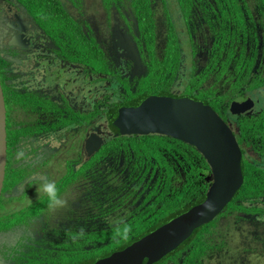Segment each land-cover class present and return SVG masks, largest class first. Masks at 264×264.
I'll return each mask as SVG.
<instances>
[{
    "label": "flooded vegetation",
    "instance_id": "1",
    "mask_svg": "<svg viewBox=\"0 0 264 264\" xmlns=\"http://www.w3.org/2000/svg\"><path fill=\"white\" fill-rule=\"evenodd\" d=\"M34 3L35 0H0V85L6 131V165L0 205L8 204L10 208L3 211L15 216L36 212L27 222L22 221L24 215L19 220L14 219L21 224L11 221L0 225L3 228L0 232V264H18L15 257L37 253L41 245L35 241L42 242L41 234L49 224L56 228L61 223L66 230L76 227L77 234L80 229L85 234L84 229L90 226V214L82 215L80 210L77 198L81 192L80 177L65 190L59 189V180L69 171L76 173L92 157L86 149L92 133L101 138V148L112 138H117V129L110 124V119L120 111L137 108L149 97L187 98L181 96L182 79L188 76L187 68L192 67L193 62L200 64L206 59V52L195 51L186 32L178 31L180 63L177 76L170 84L169 73H166L163 86L167 93L146 95L145 84L138 87V82L144 83L142 78L155 73V61L160 64L163 58L166 60L173 54L164 48L165 31H154L155 42L150 47L145 37L128 28L119 16L113 26H96L91 13L84 10L86 0H40L32 6ZM57 6L69 19L87 23L88 31L78 32L88 41L83 44L84 49L91 53L93 47L101 53L104 66L101 72L92 71L88 58L81 61L74 57L75 45L69 38L63 40L62 31L65 30L61 25L45 24L56 16ZM191 41L194 43L195 39ZM257 54L252 73L264 75L261 45ZM250 92L230 103L242 104L249 100L248 111L233 115L234 119L219 117L235 137L241 151V164L244 157L257 159L251 149L239 144L236 135L240 127L234 123L236 118L255 116L259 112L264 86L258 92ZM254 93L260 98H253ZM139 96L142 100H138ZM94 110L101 113L92 115ZM228 112L230 114V106ZM240 167L243 176L242 165ZM210 177L209 170L206 176L208 188ZM88 188L89 181L86 180L83 194ZM64 195L73 196L74 200L72 205L68 202L66 212H59L57 206ZM246 207L248 213H227L224 218L210 221L215 226L212 228L211 225V234L206 235L207 246L200 251L196 264H264V196L260 203ZM54 212L60 213L59 218H54ZM231 231L234 232L231 237L240 232L246 238L244 245L239 246L244 248L238 252L242 256L230 254ZM55 233L57 231L46 235V240L57 238ZM227 256L229 258L225 259ZM160 261L156 264H161ZM166 264L174 263L169 260Z\"/></svg>",
    "mask_w": 264,
    "mask_h": 264
},
{
    "label": "trees",
    "instance_id": "2",
    "mask_svg": "<svg viewBox=\"0 0 264 264\" xmlns=\"http://www.w3.org/2000/svg\"><path fill=\"white\" fill-rule=\"evenodd\" d=\"M100 4L108 13L115 11L128 28L139 31L148 46L154 45L157 25L153 0H100ZM161 4L165 13L164 48L173 54L166 60L163 58L160 64L155 61V73L142 78L144 83L139 81L138 87L145 84L146 95L167 93L163 82L166 73H169L170 84L177 76L178 31H185L192 48L205 51L206 59L200 64L193 62L194 65L187 68L181 96L209 106L219 117L234 119L228 112L230 103L264 86V75L252 73L258 46L264 51V0H161ZM56 8V16L54 12L55 17L45 24L61 25L65 30L63 40L69 38L75 45L74 57L81 61L88 58L92 71L101 72L104 68L101 53L93 47L91 53L84 49L83 44L88 41L78 32L88 31L87 23L69 19L58 6ZM200 37L204 43H199ZM203 45L206 48L203 49ZM256 96L254 93L253 98ZM138 100L142 98L139 96ZM263 104L264 97H261L255 116L235 119L234 123L240 127L236 135L239 144L251 149L257 159L243 158V184L223 212L220 214L221 210L212 220L224 218L227 213H248L246 205L260 203L264 196ZM100 113L95 111L92 115ZM208 173L209 167L197 150L179 140L158 135L112 138L76 173L69 171L59 180V189L65 190L80 177L81 192L77 195L80 210L82 215L90 214V226L84 229L86 233L80 229L77 234L76 227L66 230L61 223L56 228L54 224L44 225L47 227L41 234L42 242L35 241L41 245L38 252L28 253L29 257H15V260L18 264H67L68 259H73L68 264H94L201 204L209 185ZM86 180L89 188L83 194ZM123 210L127 212L125 217L109 222L107 217L119 215L120 219ZM35 214L32 211L20 216L26 215L22 221L27 222ZM211 225L209 222L200 227L199 232H193L186 244H181L160 263L171 260L174 264H196L200 251L207 246L206 235L210 236ZM52 231H57V238L47 241L45 236Z\"/></svg>",
    "mask_w": 264,
    "mask_h": 264
},
{
    "label": "water",
    "instance_id": "3",
    "mask_svg": "<svg viewBox=\"0 0 264 264\" xmlns=\"http://www.w3.org/2000/svg\"><path fill=\"white\" fill-rule=\"evenodd\" d=\"M248 101L232 103L230 114L248 111ZM251 102V101H250ZM252 103V102H251ZM115 137L158 135L194 147L210 170L205 200L184 214L94 264H156L174 252L190 235L226 207L243 184L241 151L230 129L209 107L188 98L149 97L137 108L110 119ZM91 134L86 149L93 156L102 146ZM6 165L5 106L0 85V194Z\"/></svg>",
    "mask_w": 264,
    "mask_h": 264
},
{
    "label": "rangeland",
    "instance_id": "4",
    "mask_svg": "<svg viewBox=\"0 0 264 264\" xmlns=\"http://www.w3.org/2000/svg\"><path fill=\"white\" fill-rule=\"evenodd\" d=\"M154 4H155V24L157 25V31H164L165 26H164V8L162 7L161 4V0H153ZM86 4H83V7L85 8L84 10H88L91 13V16H93V18L95 19V24H97L96 26H99L100 24H105V26L108 24L111 26H113V22H115V19L117 20L118 15L116 14L115 11L112 12H107L106 9L103 8V6L100 4V0H86ZM106 21V22H103ZM103 22V23H102ZM107 31H108V27H107ZM200 42L204 43V40L200 37L199 38ZM183 44H185L183 42ZM256 99L260 98V96H256L254 97ZM256 158V157H255ZM73 196H68V195H64L59 202V205L57 206L59 208V212L63 211H67L68 209L66 208V206L68 207V202L70 205H72L73 203ZM10 206L8 204H2L0 205V225H7L8 222L14 221L17 224H21V221H15L14 219H21L23 216H15L7 213L6 211H3V209H9ZM61 209V210H60ZM59 214L58 212H54V218H59ZM127 214L126 211L123 210L122 212V216H120L119 219V215H111L108 218L109 222L110 221H117L121 220V218L125 217ZM60 217H62L60 215ZM234 232H230L229 236H230V243L232 244V246H229V249L231 250L230 254L232 255L233 253L236 256H242L240 253H238L239 251H243L244 248L239 247V246H243V241H246L245 237H242V234L239 232H235V237H231V235ZM246 243V242H245ZM252 245V244H251ZM253 246V245H252ZM80 255L77 256V258H79ZM229 258V256L225 257V259ZM73 260V259H71ZM70 259H68L67 264L71 261Z\"/></svg>",
    "mask_w": 264,
    "mask_h": 264
},
{
    "label": "clouds",
    "instance_id": "5",
    "mask_svg": "<svg viewBox=\"0 0 264 264\" xmlns=\"http://www.w3.org/2000/svg\"><path fill=\"white\" fill-rule=\"evenodd\" d=\"M141 104H142V103H141ZM141 104H140V105H141ZM204 225H205V224H204ZM204 225H203V226H204ZM201 227H202V226H201ZM196 230H197V229H196ZM185 241H186V240H185Z\"/></svg>",
    "mask_w": 264,
    "mask_h": 264
}]
</instances>
